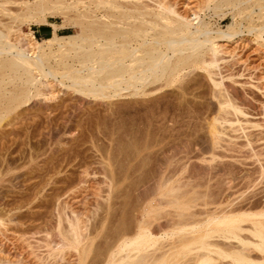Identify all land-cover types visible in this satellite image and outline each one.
I'll use <instances>...</instances> for the list:
<instances>
[{
	"label": "rangeland",
	"instance_id": "rangeland-1",
	"mask_svg": "<svg viewBox=\"0 0 264 264\" xmlns=\"http://www.w3.org/2000/svg\"><path fill=\"white\" fill-rule=\"evenodd\" d=\"M1 1L0 4L8 3L0 6V29L11 31L10 39L14 42L22 38L23 41L25 36L29 40L32 25L41 22L22 15L20 0ZM199 1L194 0L197 6L207 10L201 12L202 19L214 31L226 30L232 22L235 29L240 27L243 31L234 42H219L224 45L222 64L228 62L232 71L225 74L223 68L216 70V78L220 80L219 73H223L225 82L233 89L242 93L246 85V93L264 103L262 93L247 84L264 82L261 80L264 79V46L256 38L263 21L259 19V6L251 13V3L233 0L231 6L208 10L206 0ZM216 2L213 7L218 5ZM177 9L185 13L181 5ZM52 21L62 23L63 18L53 17ZM250 29L255 30L250 33ZM71 33L73 28L60 29V34ZM36 37L42 41V37ZM56 48L55 54L46 49L51 58L44 60L46 70L57 72L56 79L44 78L37 71L34 75L41 82L26 86L28 77L23 71L18 73L23 80L20 77L18 80L15 72L0 69V73H5L2 75L5 81L0 83V90L5 94L0 99V115L5 112L8 96L20 94V86L30 89L29 97L19 98L18 107L0 124V219L5 222L0 225V263L106 264L118 234L134 230L137 220H142L141 210L145 206L152 212L153 202L157 204L162 199L165 202L170 197L156 193L160 180L172 179L167 180L168 184L173 183L171 186L180 184L185 187L181 188L182 192H192V198L206 194L207 199L225 192L227 178L239 175L235 182L239 197L251 185V180L254 182L253 178L248 179L250 184L247 178H242L248 166L229 157L237 155L231 145L238 148L246 142L243 137L235 138L243 134L241 126H218L222 130L219 136L225 133L221 135L224 148H218L213 142L207 120L211 118V109H216L213 91L218 87H214L207 72L186 70L173 85L153 93L149 86L145 89L148 94L141 91L145 95H136L134 88L129 87L119 95H114L115 90L110 88L104 96H94L77 92L78 87H67L72 82L64 73L72 68L65 66L72 60L65 56L68 51L61 54L63 50ZM0 56H3L1 62L10 55ZM227 75H234L233 79L229 80ZM249 131L260 133L253 128ZM229 137L234 138L233 143L226 141ZM227 147L231 150H226ZM252 166L248 172H252L250 178L256 181L259 168ZM161 202L157 206L159 218L153 221L160 223L155 222L153 228L177 220V209L171 203ZM198 202L196 209L200 210L203 206ZM71 220L79 221L84 247L60 251L63 245L57 227L66 230Z\"/></svg>",
	"mask_w": 264,
	"mask_h": 264
},
{
	"label": "bare ground",
	"instance_id": "bare-ground-1",
	"mask_svg": "<svg viewBox=\"0 0 264 264\" xmlns=\"http://www.w3.org/2000/svg\"><path fill=\"white\" fill-rule=\"evenodd\" d=\"M20 1L23 13L21 14L26 19L46 22L48 17H61L63 22L58 25L53 24V28H73L74 33L54 34L53 37L42 41L38 40L34 33H29L27 36L29 40L25 36L24 42L23 38L14 42L10 39L11 31L0 29V55L11 56L1 60V71L10 69L16 73V78L20 77L19 74L23 71L28 77L25 78L26 86H36L41 82L34 72L36 74L39 72L44 78L52 76L56 79L57 72L46 70L44 62L51 58L45 50L48 49L50 54H53L57 46L58 51L63 50L61 54L68 51L65 56L72 60L69 64L73 63L70 64L71 66L63 63L67 69L72 68L64 73L66 74L64 77L70 79L72 83L67 85L62 82L67 87H78L76 91L79 93L104 96L105 90L110 88L115 90L114 95H119L123 90L132 87L137 95L142 94L141 91H146L145 89L150 86L153 93L173 85L186 70L190 69L191 72L203 70L208 73L214 87H218L213 91L216 100L213 106H216V109H211V118L207 120L209 122L207 125L211 126V133L214 136V144L218 148H224L221 144L223 140L221 135L225 133L219 136L222 130L219 131L218 126H241L243 134L235 138L243 137L246 142L238 148L231 145L232 151L237 155L229 157L236 158L235 161L245 166L256 165L259 168V177L257 176L258 179L256 178L255 181L254 177L250 178L251 170L250 174L248 167H245L244 171L247 170V174L244 173L245 176L242 174V178H247L246 181L253 178L255 183L253 184L251 180V185L246 189L248 191L245 194V190L240 197L236 196L235 192L237 186L235 182L239 175L238 177L236 175L237 178H227L225 192L219 195L220 197L209 198L210 200L207 199L206 194L192 198L190 196L192 192L188 189L187 192H182L183 187L180 184L174 186H171L173 183L168 184L172 179L160 180L156 193L170 196L167 200L165 198V202L171 203L170 206L173 205L172 207L177 209V212L175 211L177 215L174 213L176 222L153 228L152 225L157 220L153 221L159 218V204L162 205L161 201L164 202V199H160V202L157 200L159 202L157 204L152 203V212L147 211L145 206L141 210L142 213L140 211L142 220H137L134 230L132 229L131 233L128 231L118 234L113 248L110 249L111 252L108 253L106 264H264V187L260 186L264 183V118L260 119L264 116V103H259L246 93V85H243L242 93L235 87L233 89L232 85L225 82L226 77L223 73H219L220 80L216 78L218 70H226L225 74L228 71L230 74L232 71L230 69L232 65L230 67L228 62L222 64L225 56H220L224 53V45L219 42L236 41L243 32L239 30L240 27L238 30L235 29L232 22L226 30L217 28L218 30L214 31L202 19L201 12L206 13L207 10L200 8L201 5L197 6L194 0H178L175 3L170 0ZM214 1L206 0V9L214 10L233 4V0H216L218 5L213 7ZM238 2L251 3V13L255 12V6H259L261 12L259 19L263 21L256 38L258 43L264 46V0H238ZM7 3L3 1L0 6ZM178 5L185 8V13L179 12ZM253 30L255 29H250L248 32L252 33ZM77 64L79 67H74ZM4 72L0 73V83L5 81L2 79L5 76ZM233 76L227 75L229 80L233 79ZM260 78L257 81L259 83L261 80L264 81ZM247 84L254 86V89L259 90L264 96V82L260 85ZM249 85L247 87L251 88ZM26 86H20L21 90L19 87L20 94L15 92L14 95L8 96L9 99L6 98L7 107L0 115V124L18 107L19 98L29 97L30 89ZM38 93L42 94L41 91ZM3 97L5 94L3 96L0 90V99ZM250 128L260 130V133L254 134V131H249ZM233 139L229 137L226 141L233 143ZM226 150L231 148L227 147ZM247 183L250 184V180ZM195 188L193 189L197 190ZM198 201H201L200 206H203L200 210L196 209ZM196 202L198 203L195 204ZM76 221H72L66 230L57 227L63 245L60 251L80 250L84 247L85 238L79 230V221ZM3 222L0 219V225H3ZM161 240L166 242L163 241L162 244ZM159 251H162L160 255ZM54 253L53 250V255Z\"/></svg>",
	"mask_w": 264,
	"mask_h": 264
},
{
	"label": "crops",
	"instance_id": "crops-1",
	"mask_svg": "<svg viewBox=\"0 0 264 264\" xmlns=\"http://www.w3.org/2000/svg\"><path fill=\"white\" fill-rule=\"evenodd\" d=\"M52 18L53 17H48L46 19V22H41L32 25L33 29L31 30V32L34 33L35 37L39 35L40 37H42V40H45L53 37L54 34L64 35V34H60V29L68 28V27L53 28L54 25H58L60 23L52 21Z\"/></svg>",
	"mask_w": 264,
	"mask_h": 264
}]
</instances>
